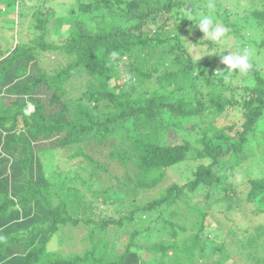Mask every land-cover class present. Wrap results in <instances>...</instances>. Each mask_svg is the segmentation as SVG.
Instances as JSON below:
<instances>
[{
	"label": "trees",
	"instance_id": "trees-1",
	"mask_svg": "<svg viewBox=\"0 0 264 264\" xmlns=\"http://www.w3.org/2000/svg\"><path fill=\"white\" fill-rule=\"evenodd\" d=\"M40 1L41 6L50 0ZM75 2L72 29L57 43L47 39V24L54 18L51 8L29 17L24 0H0V18L12 16V28H26L16 31L14 48L0 59V264H203L196 254L205 260L221 252L228 259L221 246L207 253L208 212L184 197L206 190L205 199L211 200L222 187L223 160L228 158L232 169L247 159L250 136L264 120V68L252 55L247 74L237 71L225 80L219 71L227 66L220 56L194 58L188 44L216 47L193 26L198 15L207 14L224 23L225 36L237 41V52L253 48L262 56L264 39L252 40V28L247 27L257 26L264 33V0H250L243 16L224 0ZM90 19L96 21L94 33L73 25L74 20ZM57 22L61 28L65 18ZM44 53L62 55L66 62L49 72L39 63ZM165 60L169 67L161 69ZM74 76L87 79L77 96L68 91ZM154 77L158 87L137 94ZM29 104L34 109L27 114ZM226 112L237 121L216 126L215 120ZM203 124L202 137L196 140L203 148H196L184 135ZM55 149L80 158L83 172L47 178L39 154ZM194 152L210 162L198 165L189 180L171 184L157 198L144 204L135 200L140 190L156 189L169 169L187 162ZM247 183L246 197L226 184L216 201L226 204L227 211L254 204L256 213L263 214L264 177ZM178 202L199 216L195 232L185 241L177 239L185 228L169 220H163L171 236L168 243L148 247L150 228L130 231L122 249L104 237L111 225L123 230L139 213L168 211ZM102 207H113L114 214L95 220L90 214ZM67 226L88 227L91 248L67 255L49 250ZM158 254L160 261H145Z\"/></svg>",
	"mask_w": 264,
	"mask_h": 264
},
{
	"label": "rangeland",
	"instance_id": "rangeland-1",
	"mask_svg": "<svg viewBox=\"0 0 264 264\" xmlns=\"http://www.w3.org/2000/svg\"><path fill=\"white\" fill-rule=\"evenodd\" d=\"M5 1V0H4ZM227 8L236 10L239 14H244L250 5V0H224ZM40 0H24L25 13L27 16L31 17L32 12L35 10L45 11L51 8L54 11V18L47 24L49 31L47 39L59 43L61 40L65 39L68 35V32L72 29L70 27V10L75 8L77 10V4L75 0H50L45 5H41ZM4 7V2H2ZM73 9V10H75ZM100 14V13H99ZM94 14L93 16H96ZM243 16V15H242ZM65 18V23L62 24L61 28L57 25V18ZM12 16H5L0 18V59L4 57V54H7V51H11L15 46V37L16 31L18 34L26 28H14L9 25ZM7 21V22H6ZM221 24H224L222 21H218ZM236 22V21H235ZM75 24V25H74ZM254 23H252L253 25ZM75 28L81 27L88 33H94L96 28L95 19L86 20L80 23L78 20L73 21ZM249 25V24H248ZM26 27V26H25ZM94 28V29H93ZM247 28H252L250 31L252 40L262 41L264 39V33L262 28L257 26H248ZM255 28V29H254ZM30 32L31 30L27 28ZM249 32V30H246ZM32 32V31H31ZM250 33L246 35L249 36ZM30 35H26V37ZM250 37V36H249ZM206 38H204L205 40ZM19 40V39H18ZM261 42H258L260 44ZM188 51L194 57H202L207 55L210 57L216 51H224V55L229 54V51L232 53H237V41L232 37L224 36L220 42L216 43V47L211 49V45H197L194 46L188 44ZM264 52V49L261 50ZM252 61H260L261 68H264L263 55H258V53L253 50L250 52ZM66 62L65 58L62 55L44 53L39 57L40 66L49 72L54 71L57 67L63 66ZM170 63L169 60H165L162 64L160 63L161 69L169 67L166 65ZM264 70V69H263ZM125 76V75H124ZM86 77L83 76H74L70 81V86H68V91L71 89V95L77 96L78 93L83 92L86 80ZM240 82V80H239ZM111 85L114 84L112 80ZM158 87L155 77L149 81L139 86V93H147V91L155 89ZM34 107L32 104H29L26 111L31 113ZM237 121V117L230 115L228 112L223 113L215 120V125L218 127H223L231 125L233 121ZM263 120V119H262ZM188 124L189 122H185ZM240 124H238L239 126ZM205 124L200 127H196L194 130L190 131L191 134H185L184 137H187L189 140L193 141V144L196 148H203V145L198 143L196 140L202 137L201 131ZM22 127L20 122L18 128ZM235 131H229L231 134H235ZM262 134V136H261ZM252 141L249 142L247 148V159L242 160V163L238 166L230 168L231 161L229 159H224L226 169L221 172L222 177V187L226 184H232L236 191L240 194V198L246 197L248 193L249 184L247 183L250 178H261L264 177V120L258 123L256 131L252 134ZM70 153L62 149L48 150L46 152H41L39 154L40 162L42 164L43 170L47 178L53 180L59 172L63 174L79 172L81 169L80 158H70ZM209 159H198L196 153H192L189 160L184 164L179 165L176 169L171 168L167 171V174L164 180L160 185L153 190L143 191L140 190L135 200L139 204H144L148 201H151L157 198L168 186L171 184H184L186 180H189L193 173L196 171L198 165L201 163L208 164ZM81 172L82 169H81ZM222 187L217 188L213 192V197L211 200L205 199L206 190H200L195 195H190L187 193L184 197L188 199V203L192 207H202L206 208L208 212V227L205 229V235H210L209 238V248L207 253L212 254L213 247L221 246L228 253L229 258H225L223 252L216 255H211L210 258L205 260L200 259L198 254H196V259L203 264H212L215 260H220L223 264H260L264 263V213L257 214L256 205H247L242 203L241 208H235L231 211H227L226 204L223 202H217V198L221 197L220 190ZM100 189V188H98ZM91 194H88L90 197ZM97 202V201H96ZM100 203V201H98ZM209 205V207H208ZM100 206H102L100 204ZM100 213V217L97 215ZM90 214V213H89ZM114 214V209H106L102 207L101 210L96 209V212L92 215L95 220L103 218L102 216ZM117 217V215H115ZM163 220H169L176 222L179 225L185 228L184 231L178 233L177 239L180 241H185L189 236L195 232V227L199 222V216L194 212L189 210L188 206L182 202H178L175 205H172L168 211H156L153 213L137 215V220L133 225H129L123 230L116 229L112 225L109 227V230L105 232V238H109L111 243L115 245L116 249H122L125 246V243L129 240V232L135 229L146 230L151 229V234L147 242L148 247H152L153 244L159 241L168 243L171 240L169 230L164 226ZM91 227V226H90ZM89 228L85 226H80L78 228L73 227H63L58 235L53 239L52 243L49 245V250L56 251L62 255L80 253L82 254L84 250L90 249L91 244L88 239H86ZM101 239V234H99ZM96 239V238H95ZM142 253H145L146 250H141ZM157 256V257H156ZM162 258L158 255H155L154 258L146 257L145 261L147 263H153L154 261L158 262Z\"/></svg>",
	"mask_w": 264,
	"mask_h": 264
},
{
	"label": "clouds",
	"instance_id": "clouds-1",
	"mask_svg": "<svg viewBox=\"0 0 264 264\" xmlns=\"http://www.w3.org/2000/svg\"><path fill=\"white\" fill-rule=\"evenodd\" d=\"M208 7L211 9L214 5L210 2ZM190 15V14H189ZM194 27H198L203 33L202 39L206 38L209 42L218 43L227 34L228 29L223 24L217 22L212 15H198ZM227 50V49H225ZM216 51L213 55L220 56L221 62L227 66L224 71H219L225 80L231 79L234 72L247 74L252 67L250 63L251 53L249 49H243L240 52L224 55V51Z\"/></svg>",
	"mask_w": 264,
	"mask_h": 264
},
{
	"label": "water",
	"instance_id": "water-1",
	"mask_svg": "<svg viewBox=\"0 0 264 264\" xmlns=\"http://www.w3.org/2000/svg\"><path fill=\"white\" fill-rule=\"evenodd\" d=\"M27 114H29V112L26 111Z\"/></svg>",
	"mask_w": 264,
	"mask_h": 264
}]
</instances>
